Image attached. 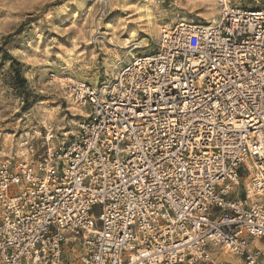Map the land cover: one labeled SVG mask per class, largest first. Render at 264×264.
<instances>
[{
  "label": "built area",
  "instance_id": "2783aa9c",
  "mask_svg": "<svg viewBox=\"0 0 264 264\" xmlns=\"http://www.w3.org/2000/svg\"><path fill=\"white\" fill-rule=\"evenodd\" d=\"M218 5L0 146V264H264V6Z\"/></svg>",
  "mask_w": 264,
  "mask_h": 264
},
{
  "label": "rangeland",
  "instance_id": "374dc122",
  "mask_svg": "<svg viewBox=\"0 0 264 264\" xmlns=\"http://www.w3.org/2000/svg\"><path fill=\"white\" fill-rule=\"evenodd\" d=\"M215 5L219 11L218 0H0V146L15 153L45 127L75 131L80 111L64 78L98 86L155 52L163 28L212 21Z\"/></svg>",
  "mask_w": 264,
  "mask_h": 264
},
{
  "label": "bare ground",
  "instance_id": "6f19581e",
  "mask_svg": "<svg viewBox=\"0 0 264 264\" xmlns=\"http://www.w3.org/2000/svg\"><path fill=\"white\" fill-rule=\"evenodd\" d=\"M220 11V10H219ZM218 8H217V6L215 5V15L213 16V19H212V21H210L209 22V24H215L217 21H218ZM180 21V22H179ZM178 21V25H180V24H187V23H184L185 21L184 20H179ZM161 31V30H160ZM138 48H141V46L138 44L137 46H135L134 48H133V50H136V49H138ZM134 59V58H133ZM132 61V60H131ZM77 82V81H76ZM65 85V84H64ZM61 86H62V84H61ZM73 104V103H72ZM74 105V104H73ZM75 106V110H77V111H80V108L77 106V105H74ZM24 146V144H21L20 146H19V149L20 148H22ZM18 149V150H19ZM17 150V151H18ZM10 151V150H9ZM10 152H12L13 153V151H10ZM225 256H228V257H225ZM222 258L223 259H226V260H230V256L227 254V253H224L223 255H222Z\"/></svg>",
  "mask_w": 264,
  "mask_h": 264
},
{
  "label": "trees",
  "instance_id": "16d2710c",
  "mask_svg": "<svg viewBox=\"0 0 264 264\" xmlns=\"http://www.w3.org/2000/svg\"><path fill=\"white\" fill-rule=\"evenodd\" d=\"M19 75V74H18Z\"/></svg>",
  "mask_w": 264,
  "mask_h": 264
}]
</instances>
